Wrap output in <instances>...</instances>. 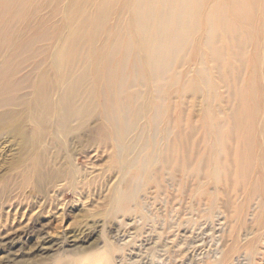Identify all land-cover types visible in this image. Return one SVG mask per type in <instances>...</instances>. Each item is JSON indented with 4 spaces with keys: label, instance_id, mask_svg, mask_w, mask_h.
I'll use <instances>...</instances> for the list:
<instances>
[{
    "label": "bare ground",
    "instance_id": "6f19581e",
    "mask_svg": "<svg viewBox=\"0 0 264 264\" xmlns=\"http://www.w3.org/2000/svg\"><path fill=\"white\" fill-rule=\"evenodd\" d=\"M260 33L264 0H0V135L20 136L13 166L44 179L54 155L99 140L127 182L123 202L133 169L153 162L158 181L215 182L209 205L241 216L264 163Z\"/></svg>",
    "mask_w": 264,
    "mask_h": 264
},
{
    "label": "rangeland",
    "instance_id": "374dc122",
    "mask_svg": "<svg viewBox=\"0 0 264 264\" xmlns=\"http://www.w3.org/2000/svg\"><path fill=\"white\" fill-rule=\"evenodd\" d=\"M20 146L0 135V264H264V163L261 190L241 193L244 213L230 219L219 200L208 203L215 182L158 181L153 162L133 169L135 196L123 202L127 182L99 140L54 155L44 179L13 166Z\"/></svg>",
    "mask_w": 264,
    "mask_h": 264
}]
</instances>
